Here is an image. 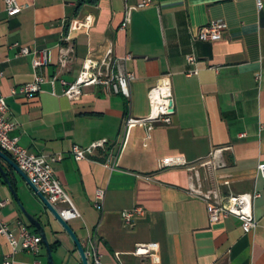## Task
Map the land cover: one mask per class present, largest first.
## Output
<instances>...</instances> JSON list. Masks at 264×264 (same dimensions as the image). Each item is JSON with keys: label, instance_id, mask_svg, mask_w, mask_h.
I'll return each mask as SVG.
<instances>
[{"label": "crops", "instance_id": "obj_1", "mask_svg": "<svg viewBox=\"0 0 264 264\" xmlns=\"http://www.w3.org/2000/svg\"><path fill=\"white\" fill-rule=\"evenodd\" d=\"M17 1L23 10L8 16L0 0V94L16 124L10 135L36 155L62 157L53 163L54 174L80 213L67 223L85 253L93 239L104 264H264V178L257 169L264 162V0L261 9L257 0H152L131 12L125 30L128 7L140 0ZM215 20L227 23L223 38L197 40L199 28ZM22 48L30 53L21 55ZM43 50L49 63L34 68ZM107 58L134 74L130 100L100 85L74 98L64 94L87 62ZM36 75L44 78L39 91L21 93ZM163 80L172 90V122L151 130L137 126L122 146L126 117H147L148 93ZM101 140L104 148L74 158V146ZM163 160L180 163L162 166ZM0 165L49 244L59 243L54 263L82 264L70 235L2 158ZM99 189L105 192L102 210L96 207ZM194 189L259 192L257 228L244 233L235 217L211 222ZM138 207L144 215L126 226L121 212ZM1 225L16 238L22 226L40 236L0 174ZM142 245L150 253L138 256ZM6 260L48 264L44 244L34 256L13 251L0 235V264Z\"/></svg>", "mask_w": 264, "mask_h": 264}, {"label": "built area", "instance_id": "obj_2", "mask_svg": "<svg viewBox=\"0 0 264 264\" xmlns=\"http://www.w3.org/2000/svg\"><path fill=\"white\" fill-rule=\"evenodd\" d=\"M5 12L8 16H14L23 10L17 0H4ZM152 0H140L136 6L128 7L126 17L122 24L125 30L130 22V14L133 10L144 9L149 7ZM258 8H262V3L257 0ZM227 23L224 20H215L205 26L199 28L195 38L204 41H218L223 38L224 32L227 30ZM29 48H22L20 54L28 55ZM128 56L121 60L124 62ZM108 59V58H107ZM104 60L101 63L87 62L77 80L67 85L64 94L70 98H74L82 93V89L88 86H105L109 87L115 94L122 95L126 99L131 98L130 84L135 80L133 73L120 67V62L112 59ZM49 52L43 50L36 52V57L33 58L32 64L34 68L45 66L49 63ZM188 61L194 62L192 56L188 57ZM116 65L118 72L114 73L112 68ZM191 74V73H190ZM44 78L36 75L34 81L20 88V92L31 97L40 89V84ZM150 114L144 118H136L130 114L124 122V141L127 140L131 130L137 126H147L151 130L152 124L160 122L170 124L172 117L175 114V105L172 96L170 84L165 80L151 88L148 93ZM264 128V126H262ZM16 129V124L8 118V107L4 97L0 94V149L5 153L10 154L13 161L18 167L28 176L30 181L37 187L48 201L57 210L60 217L69 222L80 217V213L75 207L70 195L64 190L60 182L56 179L53 169V163L62 159L60 155H36L28 149L22 147L18 143L17 137H12L10 134ZM106 140H101L92 143L87 148L74 146L72 154L77 161L85 160L92 155L96 149L104 148ZM116 162V160H115ZM180 162L163 160L162 166H172ZM106 166H110L106 164ZM115 164L112 166L114 167ZM258 173L264 178V162L258 165ZM193 192L200 196L207 206V213L211 222H218L228 217H235L241 222V227L244 233L253 232L258 221L254 216V202L260 197V193L253 191L243 194L220 195L215 190L202 192L199 189H194ZM105 197L104 190L96 191V207L103 209V200ZM3 205V204H2ZM143 208L138 207L133 210L121 212V218L126 226H134L136 220L144 215ZM0 235L5 236L13 251L24 250L34 256H38L42 250L43 242L39 235L31 233L27 228L22 226L19 238H16L6 225H1ZM90 247L86 253L87 258L91 259V264H104L101 256L98 253L93 239H90ZM150 247L148 245L139 246L135 254L138 256L148 255ZM4 264H11L8 260ZM33 264H40L38 260H34Z\"/></svg>", "mask_w": 264, "mask_h": 264}, {"label": "water", "instance_id": "obj_3", "mask_svg": "<svg viewBox=\"0 0 264 264\" xmlns=\"http://www.w3.org/2000/svg\"><path fill=\"white\" fill-rule=\"evenodd\" d=\"M0 158H2L5 162H7L12 169L14 170V172L16 174H18L22 180H24V182L26 183V185L32 190L33 194H35V196L37 197L38 201L41 202L46 210V212L48 214H50L55 221L58 222V224H60L62 226V228L70 235V237L72 238V240L74 241L82 264H89L88 263V258L86 256L85 250L81 244V242L79 241V239L76 237V235L74 234V232L71 230L70 226L68 225V223L66 221H64L60 215L58 214L57 210L54 208V206L48 201V199L38 191L37 187L30 181V179L28 178V176L18 167V165L13 161V159L8 156L4 151H2L0 149ZM0 174L2 175V177L4 178L6 184L8 185V187L10 188L14 199L16 200V202L19 204V206L21 207L22 212L24 213V215L26 216V218L28 219L29 223L35 227V229L37 230V232L40 234L41 238H42V242L46 248L47 251V263L48 264H55L54 263V259H53V254L51 251V247L50 244L48 242L47 236H46V232L44 229V226L42 225V223L36 219L34 216L30 215L27 210L24 208V206L22 205L17 190L15 189V187L12 184V181L8 175V173L6 172V170L0 165ZM14 180V178H12Z\"/></svg>", "mask_w": 264, "mask_h": 264}, {"label": "trees", "instance_id": "obj_4", "mask_svg": "<svg viewBox=\"0 0 264 264\" xmlns=\"http://www.w3.org/2000/svg\"><path fill=\"white\" fill-rule=\"evenodd\" d=\"M96 0H81L80 3H93L95 2ZM59 246V243L58 242H54L52 244H50V247L52 249V252L55 251V249Z\"/></svg>", "mask_w": 264, "mask_h": 264}, {"label": "rangeland", "instance_id": "obj_5", "mask_svg": "<svg viewBox=\"0 0 264 264\" xmlns=\"http://www.w3.org/2000/svg\"><path fill=\"white\" fill-rule=\"evenodd\" d=\"M57 263H58V261H57Z\"/></svg>", "mask_w": 264, "mask_h": 264}]
</instances>
